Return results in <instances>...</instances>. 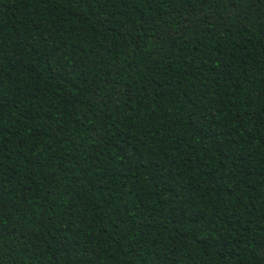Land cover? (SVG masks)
<instances>
[{
    "label": "trees",
    "instance_id": "16d2710c",
    "mask_svg": "<svg viewBox=\"0 0 264 264\" xmlns=\"http://www.w3.org/2000/svg\"><path fill=\"white\" fill-rule=\"evenodd\" d=\"M0 264H264V0H0Z\"/></svg>",
    "mask_w": 264,
    "mask_h": 264
}]
</instances>
